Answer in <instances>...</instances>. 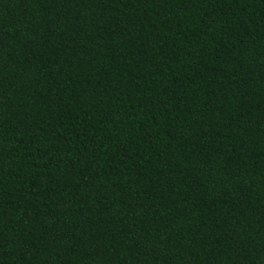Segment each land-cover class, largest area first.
Returning a JSON list of instances; mask_svg holds the SVG:
<instances>
[{"label": "trees", "instance_id": "obj_1", "mask_svg": "<svg viewBox=\"0 0 264 264\" xmlns=\"http://www.w3.org/2000/svg\"><path fill=\"white\" fill-rule=\"evenodd\" d=\"M0 264H264V0H0Z\"/></svg>", "mask_w": 264, "mask_h": 264}]
</instances>
